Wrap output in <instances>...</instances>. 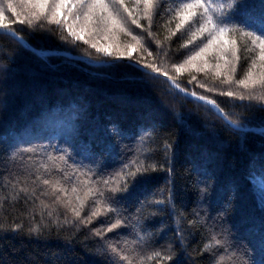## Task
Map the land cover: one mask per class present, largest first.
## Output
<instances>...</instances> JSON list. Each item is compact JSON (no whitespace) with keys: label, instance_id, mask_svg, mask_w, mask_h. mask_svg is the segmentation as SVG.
<instances>
[{"label":"trees","instance_id":"16d2710c","mask_svg":"<svg viewBox=\"0 0 264 264\" xmlns=\"http://www.w3.org/2000/svg\"><path fill=\"white\" fill-rule=\"evenodd\" d=\"M235 4L230 26L264 28V0ZM124 7L131 35L82 30L72 16L64 26L45 19L29 26L5 12L4 22L39 51L0 33V264H128L122 256L131 264H264V102L223 94L247 95L224 81L244 79L249 69L258 78L259 49L245 51L243 39L225 35L237 39L239 60L213 47L177 72L173 65L193 47H182L190 33L172 35L177 0H157L150 21L142 0ZM148 64L180 87L145 71ZM137 168L148 169V179L133 187L124 174ZM89 189L78 219L71 207ZM95 207L101 213L88 222Z\"/></svg>","mask_w":264,"mask_h":264},{"label":"snow or ice","instance_id":"6c2138e0","mask_svg":"<svg viewBox=\"0 0 264 264\" xmlns=\"http://www.w3.org/2000/svg\"><path fill=\"white\" fill-rule=\"evenodd\" d=\"M139 2L140 0H138V3ZM142 2L144 4V16L150 21L152 10L156 5L157 0H142ZM177 2L179 3V7L174 9L175 15L173 19H178L179 22L176 24V30L172 32V35H176V33L181 30L190 33V38L185 45H182V47H188L189 45L193 46L189 49L192 54L188 56L183 64L173 65L177 72L187 70L185 65L196 67L194 62L198 59H203L208 54L209 49L213 47L219 50L220 53H230L233 58L239 60L240 57L237 56V39L230 38L226 40L224 39L225 35L238 36L243 39V47L245 51L248 50L249 44L252 45V51L259 49L258 58L262 62L260 67L264 68V28L257 30L259 31V34H257V31L245 30L239 26H230L227 22L230 15L229 10L238 7V5L235 4V0H226L225 3H216L215 0H189L187 3L183 2V0H177ZM17 7L21 8L22 11H17ZM23 10L30 11H27L25 14V11ZM61 10H64V12L67 13L63 16V19H61ZM6 11L12 12L17 17H23L19 19L18 22L29 26H32L35 21L41 19L64 26L65 22L68 20V16H72L74 21H82V30L88 26H92L93 31L111 32L113 29H116L121 33L131 35V32L125 26L127 17H124L122 12H127L128 17H131L132 14L124 7V0H18V3L14 2V0H0V29L13 31L12 26L4 22L6 19ZM131 23L137 24L138 27L140 26L135 19H132ZM193 25H198L195 31H192ZM68 31L75 39H84L82 35L73 31L71 26H68ZM133 39H136V37H133ZM204 39L207 40L206 43L204 42ZM197 41H199V43H197ZM85 42L87 43L88 41ZM91 46L94 48L97 47L94 43ZM97 50L105 52L107 55L114 54L106 48H98ZM118 55H128L131 57V52H120ZM149 55H151V53H149ZM216 58L225 59V66H227L228 62L224 55ZM252 65L255 67V60H253ZM206 66L207 61L205 60V67ZM146 67L151 68L154 72L161 73V70L154 64H148ZM219 67L220 65L217 64V68ZM197 71H203V68H197ZM231 71L235 72V67H233ZM161 74L168 76L167 72H162ZM193 79H195V77H193ZM232 82L245 89L247 95L244 93H234L233 91H228L223 94L228 96L238 95L242 100L249 99L264 102V93L258 94L255 92L257 87L264 89V72L260 73L257 78L253 75L252 70L249 69L244 79L233 81L232 77L229 76L228 79L224 81V83ZM173 83H175V81H173ZM175 86L177 88L180 87L179 84H175ZM201 87H204V85H201ZM193 95H195V93H193ZM200 98L205 99V97ZM211 103L215 104V101H212ZM221 112H223V110H221ZM147 172L148 169L146 168H137L135 173H125L124 175L132 178V184L134 187L136 184L142 183L148 179L146 175ZM43 183L47 185L50 181L44 180ZM105 183L108 182L105 181ZM61 191H63V189H61ZM72 191L75 193L76 189L73 188ZM113 191H116V189H113ZM92 194H94L93 190L89 189V191L84 194L83 199L76 196V199L79 201L78 207H71L70 199L65 203V207H71L74 216L80 219L85 201L88 199L89 195ZM56 199L59 202H63L61 201L60 196H57ZM100 213L101 208L95 207L91 211V215L87 218L88 222L91 221L92 217L98 216ZM49 215H51V213H49ZM121 223L120 220H117L115 223L111 224L106 231L116 229ZM97 234L99 235V232ZM113 251H115V249H113ZM159 256L160 253H154L152 257H148L147 259ZM121 259L127 260L128 264H131V260H129L127 256H122Z\"/></svg>","mask_w":264,"mask_h":264},{"label":"water","instance_id":"95a60500","mask_svg":"<svg viewBox=\"0 0 264 264\" xmlns=\"http://www.w3.org/2000/svg\"><path fill=\"white\" fill-rule=\"evenodd\" d=\"M0 33L10 34V35L16 37V38H17L22 44H24L28 49H30V50H32V51H39L37 48H35V47H33L31 44H29V43H28V42H27L22 36H20L19 34H17V33L14 32V31H8V30L0 29ZM49 52L61 53V54H65V55H68V56H72V57H80V58H83V59H84V57H82V56H80V55H77V54H73V53H71V52L58 51V50H50ZM126 60H128V59H127V58H115V59H113V60H111V61H126ZM104 63H106V62H101V63H97V64H104ZM142 67L144 68L145 71L152 72V73H154V74H156V75H161V76L167 78L168 81L170 82L171 86H173L174 88H177V87L175 86V83H173V80L170 79V77H168V76H164V75H162L161 73H157V72L151 71V70L147 69V68L144 67V66H142ZM180 91H181L182 93L188 95V96H191V97H194V98H197V99H200V100H204V101H207V100H208L206 97H205V99H201L200 97H203V96H200V95H197V94L193 95L192 92H189V91L184 90V89H180ZM214 107L216 108V110H217V112L219 113V115H220L223 119L227 120V119H226V116L223 114V112H221L220 108H219L216 104H214ZM230 124H231L233 127L237 128V129H241V130H251V129H256V128H254V127H240V126L234 125V124H232V123H230Z\"/></svg>","mask_w":264,"mask_h":264}]
</instances>
